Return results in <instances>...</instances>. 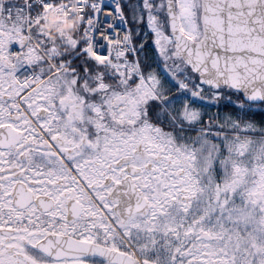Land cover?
Instances as JSON below:
<instances>
[{"label":"snow or ice","instance_id":"obj_1","mask_svg":"<svg viewBox=\"0 0 264 264\" xmlns=\"http://www.w3.org/2000/svg\"><path fill=\"white\" fill-rule=\"evenodd\" d=\"M0 264H264V0H0Z\"/></svg>","mask_w":264,"mask_h":264},{"label":"clouds","instance_id":"obj_2","mask_svg":"<svg viewBox=\"0 0 264 264\" xmlns=\"http://www.w3.org/2000/svg\"><path fill=\"white\" fill-rule=\"evenodd\" d=\"M79 19V16H71L66 19L63 15H60L55 11H49L47 13V20L44 24V28L51 39H56L58 34L62 31L68 33L69 35L75 31L79 24ZM56 21L63 22L56 24Z\"/></svg>","mask_w":264,"mask_h":264},{"label":"built area","instance_id":"obj_3","mask_svg":"<svg viewBox=\"0 0 264 264\" xmlns=\"http://www.w3.org/2000/svg\"><path fill=\"white\" fill-rule=\"evenodd\" d=\"M62 15V14H60ZM64 16V15H63ZM67 19V18H66ZM63 21H56V24L62 23Z\"/></svg>","mask_w":264,"mask_h":264}]
</instances>
